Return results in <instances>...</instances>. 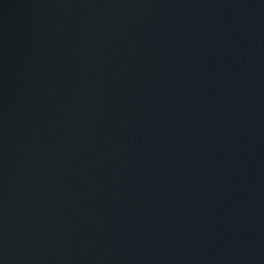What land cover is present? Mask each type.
Returning <instances> with one entry per match:
<instances>
[{
  "label": "water",
  "instance_id": "1",
  "mask_svg": "<svg viewBox=\"0 0 264 264\" xmlns=\"http://www.w3.org/2000/svg\"><path fill=\"white\" fill-rule=\"evenodd\" d=\"M0 264H264V0H0Z\"/></svg>",
  "mask_w": 264,
  "mask_h": 264
}]
</instances>
